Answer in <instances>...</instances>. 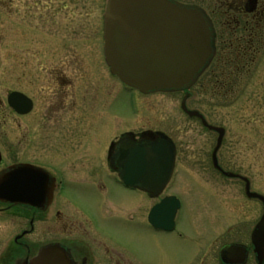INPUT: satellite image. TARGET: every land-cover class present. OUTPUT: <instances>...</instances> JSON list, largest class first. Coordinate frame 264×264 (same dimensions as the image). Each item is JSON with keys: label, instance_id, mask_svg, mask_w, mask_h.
Returning <instances> with one entry per match:
<instances>
[{"label": "flooded vegetation", "instance_id": "1", "mask_svg": "<svg viewBox=\"0 0 264 264\" xmlns=\"http://www.w3.org/2000/svg\"><path fill=\"white\" fill-rule=\"evenodd\" d=\"M202 2L206 10L210 11L211 8L217 10L218 19L214 20V23L224 25L232 20L235 27H241L242 24L243 28L251 25L256 27L260 23L264 26L261 20L258 22L255 19L264 10V0H202ZM13 4L15 5V2ZM67 36L69 35L65 34L64 37L61 35L54 38L58 41L77 39ZM217 44L218 38L216 46ZM261 46L253 59L249 75L247 74L249 79L253 67L256 68L260 63L261 54L264 56V38ZM68 52L75 54L76 51L72 48ZM96 56L102 61L100 64L98 60L97 64L118 81L105 63L103 42L101 56L99 54ZM95 60L94 56L90 59L88 71L91 70V74L87 78H81V81L74 74L76 67L69 65L55 68L49 71V75L45 69L42 70L39 76H34L35 79L42 80L38 97L28 91L13 89L23 92L31 100V108L27 113L19 114L12 107H8L11 131L23 140L18 141L19 144L22 143V147L17 145L15 139H11V146L0 147V173L16 164L37 166L47 172L51 193L49 202L45 194V203L39 206L29 203L16 204L0 199V264H30V260L41 248L54 245L61 250L59 256L66 259V264H160L159 256L153 253V245L161 237L177 240L185 238V226H188L189 242L193 247L191 252L188 253L185 262L174 263L171 259H164V264H264V258L261 262L257 260L250 237L263 214L264 204L255 198L245 196L243 180L239 177H227L222 171L245 176L251 190L255 185V179L228 170L220 163L219 151L224 138L215 154L220 169L215 168L212 152L216 144V132L210 131L216 135V139L209 153V161L206 164H192L193 167L197 166L196 169H206L209 174L219 175L220 178L188 174L189 176L185 177L187 183L180 184L178 188L174 185L173 178L177 173L183 175L181 166L178 172L176 171L180 142L169 131L152 125H142L138 121L131 128L116 132L109 137L99 161L94 160L96 146L93 123L94 120L101 119L91 118L84 113L89 109L84 100L86 97L97 95L99 90L103 93L108 92L105 86L96 88L97 83L93 79L92 70ZM32 79L33 75L29 74L26 88L30 89ZM118 83L126 89L138 92L119 81ZM156 93L159 92L140 93L144 96L152 95L150 100L143 101L140 113L144 104L152 101ZM188 99L185 105L190 108ZM102 111L101 109L100 112ZM97 116L101 118V114ZM139 120L141 122V116ZM157 132H162L174 146L175 160L170 179L161 187L154 189L145 188L137 181H132L131 184L122 181L119 177L121 171L119 159L122 157L124 146L128 143L138 145L151 142L158 138ZM107 180L121 192V197L105 200V194L108 192L105 183ZM223 180L237 182L230 189L228 184L221 183ZM239 182L242 183V198L239 194ZM224 186L226 188L223 189ZM202 187L212 194L214 200L211 206L215 209L211 211L210 216L203 209L208 201L198 197V190ZM46 190L45 187V192ZM89 190L98 197L94 204L96 205L94 214H88L84 209H80L74 201L77 199L76 196L84 200L86 191ZM223 191L233 192V195L230 198L225 197ZM79 192H82L83 196ZM188 192H190L188 198L185 199L188 206L187 215L181 216L184 193ZM169 197L179 200V207L173 214L170 203L154 211L162 200ZM257 204L261 208L259 214H256ZM151 211L153 213L150 216ZM218 224H222L220 228ZM227 244L242 246L245 249V258L241 262L238 260L224 262L219 251ZM62 258L60 257V260L63 262Z\"/></svg>", "mask_w": 264, "mask_h": 264}, {"label": "rangeland", "instance_id": "2", "mask_svg": "<svg viewBox=\"0 0 264 264\" xmlns=\"http://www.w3.org/2000/svg\"><path fill=\"white\" fill-rule=\"evenodd\" d=\"M12 1L0 0V147L11 146V139H15L17 145L22 147V143L19 144L18 141L23 139L11 131L10 112L5 100L9 91H28L38 97L42 80L35 79L34 76H39L44 69L49 75V71L62 65L76 67L74 74L81 81V78L90 76L91 70L88 71V68L90 59L94 56L96 60L92 70L96 88H108L107 93L99 90L97 95L84 100L89 106L84 113L91 118L101 119L94 120L93 123L96 146L94 160L99 161L109 137L131 128L139 121L142 125L169 131L180 142L176 171L181 166L183 175L177 173L173 178L177 188L180 184L187 183L185 177L191 174L220 178L219 175L209 174L206 169L193 167V164H206L209 161L216 135L205 130L196 118H188L181 111L182 92L156 93L152 101L144 104L140 113L143 101L150 100L152 95L144 96L124 88L105 72L106 69L97 64L98 60L100 64L102 62L96 55L101 56L102 51V14L106 0H21L19 3V0H15V5ZM183 1L203 4L199 0ZM65 34L69 35L67 38H77L79 41H58L54 38L61 35L64 37ZM72 48L76 51L75 54L68 52ZM261 56L260 63L251 71L250 79L249 74L245 76L246 83L234 97L225 99L212 96L207 87L200 89L201 84L198 82L191 88L188 106L200 110L209 123L225 128L224 141L219 151L220 163L228 170L252 176L255 179L252 190L264 193V56ZM29 74L33 75L30 89L26 88ZM98 114H101V118L96 117ZM236 182L223 180L221 183L228 184L231 189ZM105 183L108 190L105 194L106 201L121 197V192L115 189L110 180ZM239 184L242 198V183ZM189 193H184L181 216L187 215L185 199ZM79 194L83 196L82 192ZM232 195L233 192L223 191L225 197L230 198ZM76 197L74 201L80 209L94 214V204L98 197L92 190L86 191L84 200ZM198 197L208 201L203 209L210 216L215 209L211 206V202H214L212 194L202 187L198 190ZM260 209L257 204L256 214ZM218 211L222 214L220 207ZM221 225L218 224L219 228ZM185 229V238L177 240L161 237L153 245V253L159 256L160 264H164V259H171L174 263L185 262L193 248L189 242L188 226Z\"/></svg>", "mask_w": 264, "mask_h": 264}, {"label": "water", "instance_id": "3", "mask_svg": "<svg viewBox=\"0 0 264 264\" xmlns=\"http://www.w3.org/2000/svg\"><path fill=\"white\" fill-rule=\"evenodd\" d=\"M213 38L211 22L198 7L173 0L106 1L103 13L105 61L113 75L141 93L188 89L213 57ZM188 97L189 93L185 92L181 109L217 133L212 161L215 168L220 169L215 154L225 130L208 124L197 110L187 108ZM6 101L19 114H25L31 108V100L18 91L9 92ZM156 134L158 138L151 142L124 146L119 159L122 181L129 184L137 181L145 188L154 189L170 179L175 159L174 146L162 132ZM222 173L227 177H239L245 182L246 196L264 204V196L250 190L246 177L227 171ZM49 181L47 172L37 166H9L0 173V199L39 206L45 203V194L47 201L50 200ZM168 203L173 214L179 207L175 197L162 200L154 211ZM251 242L256 258L261 262L264 258V211L251 232ZM59 251L56 245L41 248L30 264H66ZM219 255L224 262H241L245 258V249L240 245L227 244L220 249Z\"/></svg>", "mask_w": 264, "mask_h": 264}, {"label": "trees", "instance_id": "4", "mask_svg": "<svg viewBox=\"0 0 264 264\" xmlns=\"http://www.w3.org/2000/svg\"><path fill=\"white\" fill-rule=\"evenodd\" d=\"M207 11L215 21L218 19L216 9L211 8ZM240 13H238L239 16L242 14ZM255 19L264 23V10ZM238 27H235L232 20L224 25L217 24L216 54L207 67L208 69L198 80L201 84L200 89L207 87L212 96L225 99L234 97L243 87L244 78L253 65V59L262 48L264 26L261 23L256 27L251 25L243 28V24Z\"/></svg>", "mask_w": 264, "mask_h": 264}]
</instances>
